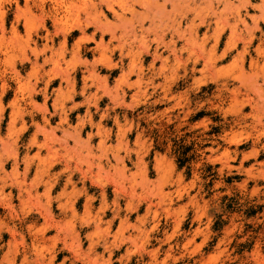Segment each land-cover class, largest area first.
<instances>
[{
    "label": "rangeland",
    "instance_id": "1",
    "mask_svg": "<svg viewBox=\"0 0 264 264\" xmlns=\"http://www.w3.org/2000/svg\"><path fill=\"white\" fill-rule=\"evenodd\" d=\"M148 1L0 0V264H264V0Z\"/></svg>",
    "mask_w": 264,
    "mask_h": 264
},
{
    "label": "crops",
    "instance_id": "2",
    "mask_svg": "<svg viewBox=\"0 0 264 264\" xmlns=\"http://www.w3.org/2000/svg\"><path fill=\"white\" fill-rule=\"evenodd\" d=\"M88 87H89V84H88ZM82 89V88H81ZM81 93V91H80ZM96 96L97 98V102H96V108H94L93 110V106H91L90 102L94 101L92 99L93 96ZM104 94L102 93H99L95 90H89V89H86L83 93V97L81 99V106L79 107V109L82 110V116H85L87 114V112H89V114H91V116H94V115H97V118L95 120L92 119V124L94 127H96L99 123L101 124L102 126V122H101V115L104 114L105 112V108L104 107H101V105L99 104V101H102L103 98H104ZM76 116H79L78 114H76ZM93 118V117H92ZM89 125V124H87ZM96 130V129H94ZM91 134H95V131H91ZM119 156L122 158L123 157V153H120ZM57 174V173H56ZM54 174V175H56ZM51 175L53 174H49V173H44L42 175H40V178L38 180V183H39V190L40 191H37V193L39 192H44L48 189V186L51 185V189L54 190L57 188V190L55 191V194L57 197L61 196V195H64V196H67L69 195L73 190H77L79 191L81 189V186L78 184V182H75L72 175L71 174H68L66 176H63V177H56L55 178V181L52 180V177ZM72 177V179H70ZM30 181V179H29ZM26 189H28V187H26ZM36 191H30V194L32 196H34V193ZM63 192V193H62ZM59 204H63L64 203V200H58ZM32 204V203H31ZM98 208V207H97ZM36 213V211H34ZM73 217L70 213H61L60 215V218H59V221H61V223H64L66 221H69L71 220ZM126 218V217H125ZM124 218V219H125ZM132 236L133 234L131 232H127V234H125V236ZM47 236H65V235H57L56 233L52 234V235H47Z\"/></svg>",
    "mask_w": 264,
    "mask_h": 264
},
{
    "label": "bare ground",
    "instance_id": "3",
    "mask_svg": "<svg viewBox=\"0 0 264 264\" xmlns=\"http://www.w3.org/2000/svg\"><path fill=\"white\" fill-rule=\"evenodd\" d=\"M101 1H102V0H101ZM109 1H110V0H109ZM138 1H139V0H138ZM141 1H142V0H141ZM149 1H150V0H149ZM149 1H148V2H149ZM182 1H184V0H182ZM187 1H189V0H187ZM187 1H186V2H187ZM202 1H203V0H202ZM207 1H208V0H207ZM217 1H218V0H217ZM245 1H246V0H245ZM245 1H243V3H244ZM134 2H135V0H134ZM145 2H147V1H145ZM145 2H144V3H145ZM162 2H163V0H162ZM168 2H169V1H168ZM247 2H248V0H247ZM144 3H142V4H144ZM165 3H166V2H165ZM177 3H178V2H177ZM194 3H195V2H194ZM205 3H206V2H205ZM210 3H211V2H210ZM226 3H228V2L225 1V3H223V4H224V7L227 6ZM90 4H91V3H90ZM92 4H93V3H92ZM135 4H136V2H135ZM138 4H139V3H138ZM146 4H147V3H146ZM149 4H151V2H150ZM170 4H171V3H170ZM180 4H181V3H180ZM182 4H183V3H182ZM189 4H190V3H189ZM225 4H226V5H225ZM245 4H246V2H245ZM249 4H250V3H249ZM111 5H112V4H111ZM139 5H141V4H139ZM147 5H148V4H147ZM151 5H152V4H151ZM153 5H154V4H153ZM163 5H164V4H163ZM172 5H173V4H172ZM176 5H178V4H176ZM92 6H94V4L91 5V7H92ZM130 6H132V5H130ZM137 6H138V5H137ZM142 6H143V5H142ZM142 6H141V7H142ZM173 6H174V5H173ZM173 6H172V8H173ZM229 6H230V5H229ZM242 6H243V5H242ZM123 7H124V6H123ZM125 7H127V6H125ZM143 7H145V6H143ZM149 7H150V6H149ZM149 7L147 8V6H146V7H145V10H146V8L149 9ZM205 7H207V6H205ZM222 7H223V6H222ZM249 7H250V6H249ZM258 7H259V6H258ZM106 8H107V7H106ZM132 8H133V7H132ZM155 8H158V6L156 5ZM172 8H171V9H172ZM185 8H186V7H185ZM242 8H243V7H242ZM251 8H252V7H251ZM260 8H261V7H260ZM119 9H120V8H119ZM158 9L161 10L160 8H158ZM158 9H156V10H158ZM92 10H94V9H92ZM106 10H109V9H106ZM149 10H150V9H149ZM162 10H163V7H162ZM176 10H177V9H176ZM180 10H181V9H180ZM219 10H220V9H219ZM110 11H111V10H110ZM112 11H114V10L112 9ZM123 11H124V10H123ZM125 11H126V10H125ZM132 11H133V10H132ZM132 11H131V12H132ZM163 11H164V10H163ZM163 11H161V12H163ZM181 11H182V10H181ZM209 11H210V9H209ZM213 11H214V10H213ZM237 11H238V9H237ZM261 11H262V10H261ZM137 12H138V11H137ZM147 12H148V11H147ZM169 12H170V11H169ZM177 12H178V11H177ZM215 12H217V11H215ZM215 12H212V14H214ZM134 13H135V14H139V12L136 13V11H135ZM144 13H145V11L143 12V14H144ZM157 13H158V12H157ZM200 13H201V12H200ZM89 14H90V13H89ZM89 14H88V15H89ZM143 14H142V15H143ZM145 14H146V13H145ZM154 14H156V12H155ZM158 14H160V12H159ZM248 14H249V13H248ZM113 15H114V14H113ZM139 15H140V14H139ZM147 15H148V14H147ZM151 15H153V14H151ZM151 15H150V16H151ZM160 15H161V14H160ZM92 16H93V15H92ZM92 16H91V17H92ZM114 16H115V15H114ZM136 16H137V15H136ZM140 16H141V15H140ZM145 16H146V15H145ZM148 16H149V15H148ZM165 16H166V15H165ZM176 16H177V15H176ZM239 16H240V15H239ZM239 16H238V18H239ZM97 18H98V22H99V17L97 16ZM113 18H114V17H113ZM142 18H143V17H142ZM147 18H148V20H150L149 17H147ZM151 18H152V17H151ZM154 18H156V17L154 16ZM162 18H164V17H162ZM180 18H181V16H180ZM240 18H241V17H240ZM253 18H254V17H253ZM260 18H261V17H260ZM138 19H139V17H138ZM169 19H170V18H169ZM169 19H168V20H169ZM178 19H179V18H178ZM193 19H194V18H193ZM262 19H264V18L262 17ZM125 20H127V19H125ZM131 20H132V19H131ZM131 20H129L128 23L131 24V22H132ZM145 20H146V19H145ZM145 20H144V21H145ZM159 20H160V19H159ZM159 20H158V21H159ZM203 20H204V19H203ZM203 20H201V21H203ZM208 20H209V19H208ZM238 20H239V19H238ZM240 20H241V19H240ZM252 20H253V19H252ZM166 21H167V20H166ZM170 21H171V19H170ZM179 21H180V20H179ZM187 21H188V20H187ZM199 21H200V20H199ZM86 22H87V19H86ZM92 22H93V21H92ZM95 22H96V21H95ZM102 22H103V21H102ZM136 22H137V21H136ZM149 22H150V21H149ZM189 22H191V21H189ZM244 22H245V20H244ZM93 23H94V22H93ZM108 23H109V22H108ZM116 23H117V22H116ZM116 23H115V24H116ZM118 23H119V21H118ZM125 23H126V22H125ZM125 23H123V25H124ZM139 23H140V22H139ZM152 23H153V19H152ZM199 23H200V22H199ZM201 23H203V22H201ZM242 23H243V22H242ZM256 23H257V22H256ZM84 24H85V23H84ZM89 24H90V21H89ZM94 24H95V23H94ZM96 24H97V23H96ZM100 24H101V22H100ZM112 24H113V23H112ZM153 24H154V23H153ZM160 24H161V23H160ZM244 24H245V23H244ZM78 25H80V24H78ZM86 25L88 26V24H86ZM86 25H85V26H86ZM91 25H92V24H91ZM102 25H103V24H102ZM121 25H122V23H121V24L119 23V25L117 24V26H121ZM126 25H127V24H125L124 26H126ZM157 25H158V24H157ZM163 25H164V24H163ZM168 25H169V24H168ZM175 25H176V24H175ZM185 25H186V23H185ZM194 25H195V23H194ZM254 25H255L256 28H257V25H258V24H254ZM97 26H99V25H97ZM100 26H101V25H100ZM105 26H106V25H105ZM140 26H142V25H140ZM150 26H151V25H150ZM152 26H153V25H152ZM177 26H178V25H177ZM195 26H196V25H195ZM246 26H247V25H246ZM246 26H245V27H246ZM258 26H259V25H258ZM101 27H102L103 29L105 28V27H103V26H101ZM111 27L114 28L113 26H111ZM109 28H110V27H109ZM119 28H121V27H119ZM136 28H138V27H136ZM139 28H140V27H139ZM144 28H145V26H144ZM188 28H190V27H188ZM253 28H254V27H253ZM106 29H107V28H106ZM106 29H105V30H106ZM122 29H123V28H122ZM128 29H129V27H128ZM130 29H131V27H130ZM130 29H129V30H130ZM150 29H151V28H150ZM153 29H155V28L153 27ZM173 29H174V28H173ZM176 29H177V28H176ZM101 30H102V29H101ZM108 30H109V29H108ZM112 30H113V29H112ZM137 30H138V29H137ZM191 30H192V28H191ZM205 30H206V29H205ZM103 31H104V30H103ZM109 31H110V30H109ZM132 31H133V30H132ZM188 31H189V30H188ZM194 31H195V30H194ZM194 31H193V32H194ZM232 31H233V30H232ZM107 32H108V31H107ZM107 32H106V33H107ZM174 32H175V31H174ZM183 32H184V31H183ZM189 32H190V31H189ZM116 33H117V32H116ZM118 33H119V32H118ZM128 33H129V32H128ZM159 33H160V32H159ZM180 33H181V32H180ZM85 34H87V33H85ZM112 34H113V37H114V36H115L114 33H112ZM132 34H133V33H131V35H132ZM176 34H177V33H176ZM181 34H182V33H181ZM183 34H184V33H183ZM205 34H206V33H205ZM81 35H82V34H81ZM83 35H84V34H83ZM109 35H111V34H109ZM117 35H118V34H117ZM120 35H121V34H120ZM120 35H119V36H120ZM125 35H127V33H126ZM169 35H170V33H169ZM85 36H86V35H85ZM158 36H159V35H158ZM170 36H171V35H170ZM170 36H169V37H170ZM194 36H195V35H194ZM241 36H242V35H241ZM140 37H141V36H140ZM185 37H186V36H185ZM230 37H231V36H230ZM230 37L227 38V39H230ZM232 37H233V36H232ZM234 37H235V36H234ZM234 37H233V40H236V39H234ZM239 37H240V36H239ZM244 37H246V36H244ZM255 37H256V36H255ZM82 38H83V37H82ZM86 38H87V37H86ZM107 38H108V37H107ZM117 38H118V37H117ZM127 38H128V37H127ZM159 38H160V37H158V39H159ZM189 38H190V37H189ZM203 38H204V36H203ZM83 39H84V38H83ZM88 39H89V38H88ZM98 39H99V37H98ZM108 39H109V38H108ZM132 39H133V38H132ZM144 39H145V38H144ZM155 39H156V38H155ZM161 39H162V38H161ZM194 39H195V38H194ZM194 39H192L193 42H194ZM204 39H205V38H204ZM237 39H238V38H237ZM239 39H240V38H239ZM135 40H136V39H135ZM156 40H157V39H156ZM170 40H171V39H170ZM184 40H185V39H184ZM186 40H187V42H188V39H186ZM190 40H191V39H190ZM195 40H196V39H195ZM205 40H206V39H205ZM216 40H218V39L215 38V41H216ZM244 40H245V39H244ZM91 41H92V40H91ZM128 41H130V40H128ZM152 41H153V40H152ZM215 41H214V42H215ZM230 41H231V40H230ZM245 41H247V40H245ZM250 41H251V40H250ZM119 42H120V41H119ZM125 42H126V41H125ZM167 42H168V41H167ZM184 42H185V41H184ZM190 42H191V41H190ZM196 42H197V41H196ZM203 42H204V41H203ZM231 42H232V41H231ZM243 42H244V41H243ZM247 42H248V41H247ZM110 43H111V42H110ZM115 43H116V42H115ZM117 43H118V41H117ZM127 43H128V42H127ZM161 43H162V42H161ZM188 43H189V42H188ZM226 43H228V42H226ZM226 43H224V44L226 45ZM125 44H126V43H125ZM189 44H190V43H189ZM231 44H232V43H231ZM244 44H245V43H244ZM99 45H101V44H99ZM213 45H214V44H213ZM225 45H224V46H225ZM227 45H229V43H228ZM96 46H97V45H96ZM119 46H120V45H119ZM146 46H147V45H146ZM153 46H154V45H153ZM155 46H156V45H155ZM166 46H167V45H166ZM183 46H184V45H183ZM187 46H188V45H187ZM229 46H230V45H229ZM245 46H246V45H245ZM110 47H112V45H111ZM151 47H152V46H151ZM226 47H227V46H226ZM100 48H101V47H100ZM116 48H117V47H116ZM148 48H149V47H148ZM172 48H173V47H172ZM210 48H211V46H210ZM224 48H225V47H224ZM167 49H168V48H167ZM178 49H179V48H178ZM200 49H201V48H200ZM226 49H227V48H225V50H226ZM254 49L256 50V47H255ZM85 50H86V49H85ZM89 50H90V49H89ZM96 50H97V49H96ZM171 50H172L171 53L173 54V51H174V50H173V49H171ZM183 50H184V49H183ZM223 50H224V49H223ZM225 50H224V51H225ZM227 50H228V49H227ZM255 50H254V51H255ZM154 51H155V50H154ZM184 51H185V50H184ZM211 51H212V49H211ZM224 51H222V52H224ZM235 51H236V50H235ZM257 51H258V50H257ZM118 52H119V50H118ZM121 52H122V51H121ZM123 53H124V52H123ZM190 53H191V52H190ZM208 53H209V51H208ZM255 53H256V52H255ZM257 53H258V52H257ZM224 54H225V53H224ZM155 55H156V54H155ZM178 55H179V54H178ZM207 55H208V54H207ZM239 55H240V54H239ZM118 56H119V55H118ZM153 56H154V55H153ZM156 56H157V55H156ZM174 56H175V55H174ZM186 56H187V55H186ZM195 56H196V55H195ZM216 56H217V55H216ZM159 57L161 58V56H159ZM196 57H197V56H196ZM240 57H241V56H240ZM155 58H156V57L153 58V61L156 60ZM157 58H158V57H157ZM213 58H214V57H213ZM178 60H179V58H178ZM119 61H120V60H119ZM207 61H208V60H207ZM238 61H239V60H238ZM240 61H241V60H240ZM244 61H245V60H244ZM161 62H163V61H161ZM187 62H188V60H187ZM193 62H194V60H193ZM120 63H121V62H120ZM190 63H192V61H191ZM194 63H195V62H194ZM249 63H250V61H249ZM195 64H196V63H195ZM209 64H210V63H209ZM250 64H251V63H250ZM253 64H254V63H253ZM239 65H240V64H239ZM187 66H188V65H187ZM194 66H195V65H194ZM250 66H251V65H250ZM94 68H95V67H94ZM153 70H154V69H153ZM190 70H191V69H190ZM184 71H185V70H184ZM240 71H242V70H240ZM92 75H93V74H92ZM213 75H215V74H213ZM234 103L236 104V102H234ZM88 113H89V112H88ZM90 115H91V114H90ZM86 117H88V116H86ZM62 193H63V192H62ZM86 210H87V209H86Z\"/></svg>",
    "mask_w": 264,
    "mask_h": 264
},
{
    "label": "trees",
    "instance_id": "4",
    "mask_svg": "<svg viewBox=\"0 0 264 264\" xmlns=\"http://www.w3.org/2000/svg\"><path fill=\"white\" fill-rule=\"evenodd\" d=\"M177 167L179 170L183 167V164L180 162V160L177 161Z\"/></svg>",
    "mask_w": 264,
    "mask_h": 264
}]
</instances>
